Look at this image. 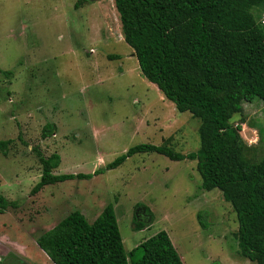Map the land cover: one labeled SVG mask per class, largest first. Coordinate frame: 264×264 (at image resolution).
I'll return each instance as SVG.
<instances>
[{
  "label": "rangeland",
  "instance_id": "rangeland-1",
  "mask_svg": "<svg viewBox=\"0 0 264 264\" xmlns=\"http://www.w3.org/2000/svg\"><path fill=\"white\" fill-rule=\"evenodd\" d=\"M242 107L231 122L244 156L258 161L264 99ZM48 122L56 130L44 138ZM199 124L142 75L114 0H0V140H11L0 149V194L18 201L0 213V264H54L37 237L75 209L92 222L108 203L127 252L165 230L184 264H255L237 253L231 204L220 189L200 188L196 159L138 152L30 193L41 175L34 147L60 154L55 174L92 173L137 144L196 152Z\"/></svg>",
  "mask_w": 264,
  "mask_h": 264
},
{
  "label": "trees",
  "instance_id": "trees-1",
  "mask_svg": "<svg viewBox=\"0 0 264 264\" xmlns=\"http://www.w3.org/2000/svg\"><path fill=\"white\" fill-rule=\"evenodd\" d=\"M114 5L142 75L174 102L176 110L200 120L199 149L184 154L166 144H137L92 173L55 174L60 154L44 156L34 147L41 175L30 193L45 185L90 178L138 152L196 159L200 188L220 189L237 215V253L264 264V156L258 161L244 156L245 143L239 144L235 130L240 126L231 122L242 112L243 102L264 99V0H114ZM55 130L48 122L42 136ZM10 141L0 140V149L5 151ZM9 207H18V201L0 194V213ZM134 219V229L145 225ZM36 242L54 264H184L165 230L127 252L113 203L92 222L80 210L71 211Z\"/></svg>",
  "mask_w": 264,
  "mask_h": 264
},
{
  "label": "built area",
  "instance_id": "built-area-1",
  "mask_svg": "<svg viewBox=\"0 0 264 264\" xmlns=\"http://www.w3.org/2000/svg\"><path fill=\"white\" fill-rule=\"evenodd\" d=\"M262 22L264 23V20Z\"/></svg>",
  "mask_w": 264,
  "mask_h": 264
},
{
  "label": "crops",
  "instance_id": "crops-1",
  "mask_svg": "<svg viewBox=\"0 0 264 264\" xmlns=\"http://www.w3.org/2000/svg\"><path fill=\"white\" fill-rule=\"evenodd\" d=\"M181 257V256H180ZM181 259H182V257H181Z\"/></svg>",
  "mask_w": 264,
  "mask_h": 264
}]
</instances>
